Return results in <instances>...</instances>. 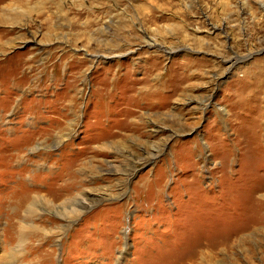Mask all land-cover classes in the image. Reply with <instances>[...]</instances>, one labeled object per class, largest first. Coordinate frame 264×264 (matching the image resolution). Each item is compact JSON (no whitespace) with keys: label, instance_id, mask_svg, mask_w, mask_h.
<instances>
[{"label":"rangeland","instance_id":"374dc122","mask_svg":"<svg viewBox=\"0 0 264 264\" xmlns=\"http://www.w3.org/2000/svg\"><path fill=\"white\" fill-rule=\"evenodd\" d=\"M3 7L0 264H264V0Z\"/></svg>","mask_w":264,"mask_h":264},{"label":"bare ground","instance_id":"6f19581e","mask_svg":"<svg viewBox=\"0 0 264 264\" xmlns=\"http://www.w3.org/2000/svg\"><path fill=\"white\" fill-rule=\"evenodd\" d=\"M150 2H153V1H155V0H149ZM8 6V5H7ZM11 10H13V9H9L8 7H3V8H1V13H0V22H2V23H6V24H8V23H12L13 22V20H15V19H11ZM241 59H237L236 61H240ZM24 139V138H23ZM22 141V140H21ZM24 141V140H23ZM29 144L31 145V150H33V152L35 151V150H37V149H39V147L40 146H37L36 147V143H35V141L33 140V142H32V140H30L29 141ZM19 145V144H18ZM33 146V147H32ZM9 147H12L13 148V145L12 144H10V146ZM17 148V147H16ZM15 148V154H14V156H16V158H15V160L14 161H21V160H25V158H24V151L26 150H30L29 148H28V146L25 144L23 147H21V148H19V149H16ZM10 152V151H9ZM10 155H11V153H10ZM13 156V155H12ZM1 157V156H0ZM8 157H9V155L8 154H6V160H8ZM12 160V159H11ZM12 160V161H13ZM23 160V161H24ZM8 162V161H7ZM20 163V162H19ZM7 163H5V165H6ZM24 170V169H23ZM23 170H20V172L23 174L24 173V171ZM21 176V175H20ZM22 177V176H21ZM38 177V176H37ZM33 178V177H32ZM31 179V178H30ZM19 180V179H18ZM25 184V183H24ZM36 184V183H35ZM22 185V184H21ZM18 189V188H17ZM29 189V188H28ZM17 191V190H16ZM29 193V192H28ZM25 194V193H24ZM22 195V194H21ZM17 196H19V195H17ZM30 196V195H29ZM28 198V194L27 195H24V196H22L21 198H20V200L21 199H23V200H26ZM38 201H40V200H38ZM19 202V201H18ZM22 202V201H21ZM24 203V202H23ZM23 203H21V204H23ZM46 203L47 204H49L50 206H53L52 205V203L51 202H47L46 201ZM71 203V205H69V206H67V208H71V212H74L75 211V209L73 208V206H74V203L71 201L70 202ZM37 204H38V202H36L35 200L33 201V203H31L30 205H29V208H28V214L29 215H31L34 211L36 212V208H37ZM28 205V204H27ZM40 205V204H39ZM43 205V204H42ZM65 206V205H64ZM23 207V206H22ZM66 210V209H65ZM63 214V213H62ZM22 234H24V232H22ZM24 240V239H23ZM121 259H122V257H120Z\"/></svg>","mask_w":264,"mask_h":264}]
</instances>
